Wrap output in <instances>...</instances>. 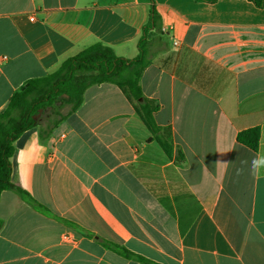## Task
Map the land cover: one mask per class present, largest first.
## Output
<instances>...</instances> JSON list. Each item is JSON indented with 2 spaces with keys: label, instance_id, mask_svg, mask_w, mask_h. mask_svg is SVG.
<instances>
[{
  "label": "crops",
  "instance_id": "0c3cea01",
  "mask_svg": "<svg viewBox=\"0 0 264 264\" xmlns=\"http://www.w3.org/2000/svg\"><path fill=\"white\" fill-rule=\"evenodd\" d=\"M154 5L159 19L141 87L159 105L158 125L170 129L172 158L149 141L134 104L111 83L89 87L48 134L39 115L15 142L11 180L48 213L15 190L1 194L0 264H142L100 240L159 264H264V169L259 177L250 171L264 154V7ZM151 6L0 0V113L29 80L93 44L135 58ZM253 127L261 130L257 151L237 141Z\"/></svg>",
  "mask_w": 264,
  "mask_h": 264
},
{
  "label": "trees",
  "instance_id": "16d2710c",
  "mask_svg": "<svg viewBox=\"0 0 264 264\" xmlns=\"http://www.w3.org/2000/svg\"><path fill=\"white\" fill-rule=\"evenodd\" d=\"M250 1L258 7H264V0ZM158 19L152 0L150 20L143 27L138 41V55L135 58L120 57L110 47L96 43L65 59L56 71L29 80L25 88L15 92L5 110L0 113V196L6 190H15L30 205L48 213L46 207L11 180L15 142L24 132L39 125L41 110L45 111L60 102L71 105L66 115L43 130V133L48 134L54 126L82 105L84 93L89 87L103 83H111L121 89L134 104L138 116L150 133L149 141H155L166 156L172 158L174 147L170 129L158 125L155 114L159 111V105L147 98L141 87V77L151 63L150 33L157 28ZM260 140L259 127L237 134V141L254 151L259 149ZM177 158L184 160L181 152ZM100 242L124 258L142 264H159L125 246L106 240Z\"/></svg>",
  "mask_w": 264,
  "mask_h": 264
},
{
  "label": "rangeland",
  "instance_id": "374dc122",
  "mask_svg": "<svg viewBox=\"0 0 264 264\" xmlns=\"http://www.w3.org/2000/svg\"><path fill=\"white\" fill-rule=\"evenodd\" d=\"M70 109L71 105L60 102L51 108H47L45 111L41 110L39 115L43 119V127L47 128L49 125H52L62 116L66 115L70 111ZM145 151L147 153V149Z\"/></svg>",
  "mask_w": 264,
  "mask_h": 264
},
{
  "label": "clouds",
  "instance_id": "9594fccd",
  "mask_svg": "<svg viewBox=\"0 0 264 264\" xmlns=\"http://www.w3.org/2000/svg\"><path fill=\"white\" fill-rule=\"evenodd\" d=\"M242 164H248V161H241ZM264 169V154L255 155L251 161L250 171L251 174L259 177L261 170ZM244 171L243 168L237 169V174H241Z\"/></svg>",
  "mask_w": 264,
  "mask_h": 264
},
{
  "label": "built area",
  "instance_id": "2783aa9c",
  "mask_svg": "<svg viewBox=\"0 0 264 264\" xmlns=\"http://www.w3.org/2000/svg\"><path fill=\"white\" fill-rule=\"evenodd\" d=\"M32 19H34V18H32ZM170 29H171V27H163L162 32L167 33ZM66 238H69V237L67 236Z\"/></svg>",
  "mask_w": 264,
  "mask_h": 264
},
{
  "label": "water",
  "instance_id": "95a60500",
  "mask_svg": "<svg viewBox=\"0 0 264 264\" xmlns=\"http://www.w3.org/2000/svg\"><path fill=\"white\" fill-rule=\"evenodd\" d=\"M27 86V84L24 86V88Z\"/></svg>",
  "mask_w": 264,
  "mask_h": 264
}]
</instances>
